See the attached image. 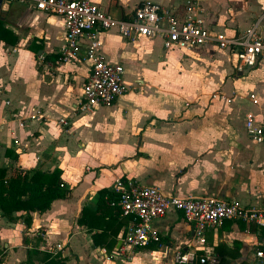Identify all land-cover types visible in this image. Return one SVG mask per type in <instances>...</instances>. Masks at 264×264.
<instances>
[{
  "label": "crops",
  "instance_id": "1",
  "mask_svg": "<svg viewBox=\"0 0 264 264\" xmlns=\"http://www.w3.org/2000/svg\"><path fill=\"white\" fill-rule=\"evenodd\" d=\"M143 1L177 15L184 11L185 0L93 4L126 19ZM195 1L194 15L204 26L227 36L264 10V0ZM0 20L17 36L14 45L0 42V166L7 175L57 168L67 195L41 213L30 212L28 226L25 212L13 211L15 220L9 221L0 211V264H40L43 252L58 254L64 264H177V250L192 252L183 264H200L204 250L214 261L203 264H252L254 250H264L263 227L224 220L204 231L199 248L190 246L191 226L175 210L151 221L158 242L123 252L121 238L133 218L105 199L116 179H129L166 195L264 208V146L244 128L246 113L264 118V65L237 70L234 56L213 44L178 53L162 50L156 38L103 31L100 54L122 66L125 91L111 104L69 116L61 127L55 120L73 109L87 63H54L64 44L58 15L36 10L29 1L2 0ZM30 114L42 117L18 127Z\"/></svg>",
  "mask_w": 264,
  "mask_h": 264
},
{
  "label": "built area",
  "instance_id": "2",
  "mask_svg": "<svg viewBox=\"0 0 264 264\" xmlns=\"http://www.w3.org/2000/svg\"><path fill=\"white\" fill-rule=\"evenodd\" d=\"M10 1H29L36 10L61 18L64 44L54 61L56 65L71 61L87 63V75L81 84L79 95L75 98L73 109L68 116L55 120L61 127L67 126L69 116L84 114L96 106L111 104L125 91L122 66L106 62L100 54V33L103 31L113 30L126 39L156 38L160 40L162 50L178 53L190 52L207 43L213 44L217 49L234 56L237 70L264 65V25L261 23L264 10L241 32L227 36L222 32L211 31L194 15L198 6L195 0H185L184 11L180 15L158 3L143 1L134 7L132 14L126 19L111 16L93 4V0ZM41 117V114H30L21 118L17 126L22 127L26 120L38 121ZM244 128L249 139L264 146V118L257 120L251 113H246ZM12 144L14 148L20 147L17 139H13ZM109 192L115 196L109 201V205L117 206L121 215L133 218L126 225L121 238L120 250L123 252L149 242H158L159 233L151 221L163 216L168 210L181 212L190 224L194 243H187V246L201 248L204 231L215 229L224 220L264 227V208L236 200L166 195L156 186L141 185L129 179H116ZM56 247L60 245L57 244ZM191 256L190 251L177 250L173 260L177 264H183L189 262ZM208 261L213 262L214 257L209 250H204V255L198 262L203 264ZM252 264H264V250H254Z\"/></svg>",
  "mask_w": 264,
  "mask_h": 264
},
{
  "label": "trees",
  "instance_id": "3",
  "mask_svg": "<svg viewBox=\"0 0 264 264\" xmlns=\"http://www.w3.org/2000/svg\"><path fill=\"white\" fill-rule=\"evenodd\" d=\"M16 41L17 36L0 20V42L14 45ZM6 173V168L0 166V211L1 215L9 221L15 220L13 211H23L26 213L23 216V222L25 226H28L30 212L41 213L49 208L52 200L67 196L61 188L60 170L57 168L50 172L14 169L10 175ZM114 197L113 193L107 192L106 205H109V201ZM28 256L27 252V261ZM40 264H64V262L58 254L51 255L43 252Z\"/></svg>",
  "mask_w": 264,
  "mask_h": 264
},
{
  "label": "water",
  "instance_id": "4",
  "mask_svg": "<svg viewBox=\"0 0 264 264\" xmlns=\"http://www.w3.org/2000/svg\"><path fill=\"white\" fill-rule=\"evenodd\" d=\"M1 4H2V0H0V7H1Z\"/></svg>",
  "mask_w": 264,
  "mask_h": 264
},
{
  "label": "rangeland",
  "instance_id": "5",
  "mask_svg": "<svg viewBox=\"0 0 264 264\" xmlns=\"http://www.w3.org/2000/svg\"><path fill=\"white\" fill-rule=\"evenodd\" d=\"M13 5V4H12ZM128 80H130V79H128Z\"/></svg>",
  "mask_w": 264,
  "mask_h": 264
}]
</instances>
